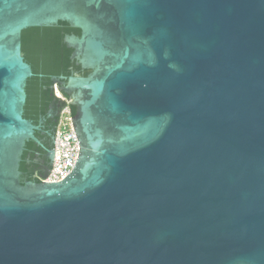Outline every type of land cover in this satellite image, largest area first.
Segmentation results:
<instances>
[{
	"label": "water",
	"instance_id": "water-1",
	"mask_svg": "<svg viewBox=\"0 0 264 264\" xmlns=\"http://www.w3.org/2000/svg\"><path fill=\"white\" fill-rule=\"evenodd\" d=\"M58 23L78 155L20 182V35ZM0 264H264V0H0Z\"/></svg>",
	"mask_w": 264,
	"mask_h": 264
},
{
	"label": "trees",
	"instance_id": "trees-1",
	"mask_svg": "<svg viewBox=\"0 0 264 264\" xmlns=\"http://www.w3.org/2000/svg\"><path fill=\"white\" fill-rule=\"evenodd\" d=\"M66 35L78 36L77 30L69 29L67 24L58 23L51 27L27 29L20 35V51L25 64L32 73V77L25 83L26 100L23 107V118L32 121L41 110L45 111L47 101L55 100L51 78H68L73 74L85 77L88 72L81 71L75 62L70 61L71 50L63 44V37ZM43 89L48 92H43ZM38 94H42L39 96ZM42 99V104L38 105V99ZM60 112L64 108L68 109L70 118L75 114L73 106L68 104V97L62 98ZM57 101V100H56ZM57 125V124H56ZM34 152H40V148L28 142L24 145V151L19 163L20 182L41 183V178H33L32 166L26 163L27 156Z\"/></svg>",
	"mask_w": 264,
	"mask_h": 264
},
{
	"label": "flooded vegetation",
	"instance_id": "flooded-vegetation-1",
	"mask_svg": "<svg viewBox=\"0 0 264 264\" xmlns=\"http://www.w3.org/2000/svg\"><path fill=\"white\" fill-rule=\"evenodd\" d=\"M59 78H51L52 85L50 89L53 91L55 87L58 89H62V83L64 81L59 80ZM57 80V81H56ZM43 92H48V90L43 89ZM58 94L61 98L65 97V95L58 90ZM41 96L42 94H38ZM53 95L55 100L47 101L46 109L44 112L41 111L36 114V118L30 120L29 122L38 129V132L34 133L35 138L41 144L40 152H34L33 154L27 156L26 163L32 166L33 178H41L47 174L50 168V159L48 157V151L52 150L53 146V135L55 132L56 124L60 117V106L61 100L55 97V93L53 91ZM57 100V101H56ZM38 105L42 104V99H38Z\"/></svg>",
	"mask_w": 264,
	"mask_h": 264
},
{
	"label": "built area",
	"instance_id": "built-area-1",
	"mask_svg": "<svg viewBox=\"0 0 264 264\" xmlns=\"http://www.w3.org/2000/svg\"><path fill=\"white\" fill-rule=\"evenodd\" d=\"M55 97L63 101L59 94ZM53 139V156L49 174L44 180L41 179L42 183H59L71 173L75 165L79 148L67 108L60 112Z\"/></svg>",
	"mask_w": 264,
	"mask_h": 264
},
{
	"label": "rangeland",
	"instance_id": "rangeland-1",
	"mask_svg": "<svg viewBox=\"0 0 264 264\" xmlns=\"http://www.w3.org/2000/svg\"><path fill=\"white\" fill-rule=\"evenodd\" d=\"M53 91H54L55 95H56V94H58V90H57V88H56V87L54 88V90H53Z\"/></svg>",
	"mask_w": 264,
	"mask_h": 264
}]
</instances>
